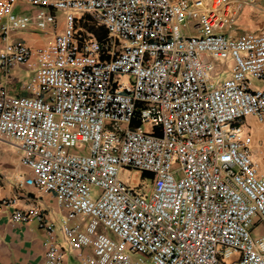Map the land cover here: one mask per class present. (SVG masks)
<instances>
[{"label": "built area", "instance_id": "2783aa9c", "mask_svg": "<svg viewBox=\"0 0 264 264\" xmlns=\"http://www.w3.org/2000/svg\"><path fill=\"white\" fill-rule=\"evenodd\" d=\"M257 2L0 0L4 40L66 13L48 45L0 51V79L31 74L22 94L0 86V138L31 170L24 184L55 196L83 264H264V148L247 123L264 126V27L233 36ZM82 17L107 38L83 35ZM133 170L153 176L148 191L121 180ZM17 203L0 197V216L36 223L44 264H63L56 223Z\"/></svg>", "mask_w": 264, "mask_h": 264}, {"label": "crops", "instance_id": "0c3cea01", "mask_svg": "<svg viewBox=\"0 0 264 264\" xmlns=\"http://www.w3.org/2000/svg\"><path fill=\"white\" fill-rule=\"evenodd\" d=\"M18 5L26 4L20 2ZM18 5L14 8V13L17 15L26 14L25 11L18 10ZM31 17L34 18L35 15ZM263 27L264 0H258L255 4L247 3L243 6L239 19L234 26L233 36L237 37L245 32H257ZM63 28L55 32L51 42L57 34L63 31ZM42 32L46 31L39 29L34 21L27 30L11 34L7 40L3 39L0 31V51L6 43H21L33 49L46 46L51 42L44 44L41 41L40 34ZM229 65H231V62H229ZM19 71L29 74L25 82L29 81L31 74L23 67L15 68L9 76H2L0 79V86L9 87L15 95L22 94L20 86L23 79L17 75ZM253 85L262 88L264 87V80L254 81ZM247 123L254 138L255 150L258 151L260 148H264V126L257 124L254 119H249ZM31 176V170L20 162L17 145L14 142L0 138V197L3 199H17V206L22 209L40 208L44 215L57 225L58 242L64 252L63 264H83L77 254L70 252L59 229L62 214L57 210L55 196L25 185L24 181ZM43 239L44 234L39 231L36 223L27 226H16L10 222L6 215L0 216V264H44Z\"/></svg>", "mask_w": 264, "mask_h": 264}, {"label": "rangeland", "instance_id": "374dc122", "mask_svg": "<svg viewBox=\"0 0 264 264\" xmlns=\"http://www.w3.org/2000/svg\"><path fill=\"white\" fill-rule=\"evenodd\" d=\"M19 6V5H18ZM23 12L25 11V13L27 15H30V16H34L36 13H37V9L32 7V6H28V5H21L18 7V10ZM53 14L57 17V23L56 25H49L47 27L46 32H42L40 34V38H41V41L44 43V44H48L49 42H51L55 32L58 30V29H61L64 27V20L66 18V13H64L63 11H55L53 12ZM94 25L91 23V21L86 18V17H82L79 25H78V28L81 29L82 31V34L83 35H93L90 31H89V28L90 27H93ZM188 30V33L191 34V29H187ZM13 41V40H12ZM17 75L21 76L22 79H23V84L24 83H27L25 82V80H27V78L29 77L26 72H17ZM30 80V78H29ZM138 120L135 121V123H137ZM148 129H151L150 127ZM130 172L129 171H126L125 173H122L121 174V180H123L124 182H130L131 185L134 187L138 186V187H142V192H146L148 191V189H150L152 187V182H153V176L149 173H139L135 170L131 171V173L129 174ZM131 177V179L129 180V178ZM96 191V194L100 192V190H95ZM254 224H257V221H258V218H255L254 219ZM262 234L264 233V229L263 227H258L257 230L253 231V236L254 237H257L259 234Z\"/></svg>", "mask_w": 264, "mask_h": 264}, {"label": "trees", "instance_id": "16d2710c", "mask_svg": "<svg viewBox=\"0 0 264 264\" xmlns=\"http://www.w3.org/2000/svg\"><path fill=\"white\" fill-rule=\"evenodd\" d=\"M89 31L97 38V40L99 41H103L107 38L108 33L106 31V29H104L103 27H99L94 25L93 27L89 28Z\"/></svg>", "mask_w": 264, "mask_h": 264}]
</instances>
